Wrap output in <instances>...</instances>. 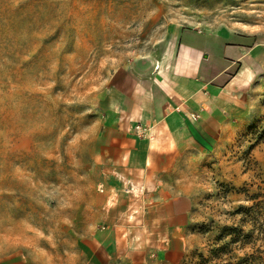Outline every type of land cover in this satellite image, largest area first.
<instances>
[{
    "label": "rangeland",
    "instance_id": "374dc122",
    "mask_svg": "<svg viewBox=\"0 0 264 264\" xmlns=\"http://www.w3.org/2000/svg\"><path fill=\"white\" fill-rule=\"evenodd\" d=\"M173 27L264 42V0H0V264H81L76 240L102 212L96 180L109 171L95 160L98 99L116 68L154 64ZM255 67L250 112L195 173L184 264H264Z\"/></svg>",
    "mask_w": 264,
    "mask_h": 264
},
{
    "label": "crops",
    "instance_id": "0c3cea01",
    "mask_svg": "<svg viewBox=\"0 0 264 264\" xmlns=\"http://www.w3.org/2000/svg\"><path fill=\"white\" fill-rule=\"evenodd\" d=\"M168 39L154 64L116 68L98 99L95 160L110 172L96 180L102 212L76 240L81 264H184L195 173L250 112L264 42L178 27Z\"/></svg>",
    "mask_w": 264,
    "mask_h": 264
},
{
    "label": "built area",
    "instance_id": "2783aa9c",
    "mask_svg": "<svg viewBox=\"0 0 264 264\" xmlns=\"http://www.w3.org/2000/svg\"><path fill=\"white\" fill-rule=\"evenodd\" d=\"M136 128L139 129V125H136Z\"/></svg>",
    "mask_w": 264,
    "mask_h": 264
}]
</instances>
